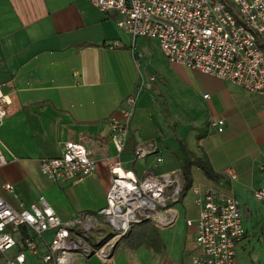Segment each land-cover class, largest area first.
<instances>
[{
	"label": "crops",
	"instance_id": "1",
	"mask_svg": "<svg viewBox=\"0 0 264 264\" xmlns=\"http://www.w3.org/2000/svg\"><path fill=\"white\" fill-rule=\"evenodd\" d=\"M115 19L86 0H0V95L11 101L0 124L6 160L0 184L13 187L4 199L17 207L43 196L62 220L104 207L111 185L108 164L116 158L107 118L137 93L122 167L138 179L144 172L176 174L183 185L184 154L206 162L213 176L192 165L191 186L173 210L177 218L184 212L185 222L196 220L192 189L198 186L210 189L216 201L233 196L245 231L235 247L236 260L242 261L252 238L260 234L258 241L264 242V203L253 198L254 191H264V96L167 62L182 116L169 107L163 112L148 106L139 99L147 81L137 39L120 30ZM212 119L223 121L222 132L210 128ZM65 142L83 144L95 161V171L76 185L53 184L40 172V161L60 157ZM147 142L154 144V153L135 160L136 146ZM186 227L196 238L194 225ZM123 240L119 244L127 257L131 249Z\"/></svg>",
	"mask_w": 264,
	"mask_h": 264
},
{
	"label": "built area",
	"instance_id": "2",
	"mask_svg": "<svg viewBox=\"0 0 264 264\" xmlns=\"http://www.w3.org/2000/svg\"><path fill=\"white\" fill-rule=\"evenodd\" d=\"M86 1L99 12L114 16L117 27L133 41L138 37L155 40L168 63L264 96V0ZM152 82L150 77L146 88ZM136 101L137 95H128L107 118L116 158L108 164L111 185L105 205L95 214L80 213L62 220L43 196L28 206L14 207L3 197L12 194L13 187L0 184L1 264H30L25 252L37 257L36 264H74L76 256H95L109 264L116 244L133 226L150 222L156 229H165L175 223L173 206L182 191L179 176L144 172L138 179L119 159ZM10 105L9 97L0 95V124L9 116ZM209 126L220 133L224 123L212 119ZM154 151L152 142L140 144L134 159ZM160 162L157 157L155 163ZM5 165L0 152V167ZM39 168L53 184L76 185L95 171V161L83 144L65 142L60 157L41 160ZM192 192L198 216L186 222L194 225L196 235L191 264H238L235 247L245 235L238 202L233 196L216 201L210 189L199 186ZM253 198L264 203V191H254ZM48 231H52L50 241L43 237ZM11 250L15 253L7 257Z\"/></svg>",
	"mask_w": 264,
	"mask_h": 264
},
{
	"label": "rangeland",
	"instance_id": "3",
	"mask_svg": "<svg viewBox=\"0 0 264 264\" xmlns=\"http://www.w3.org/2000/svg\"><path fill=\"white\" fill-rule=\"evenodd\" d=\"M137 50L143 55V59H139L140 72L145 81L149 82V78L153 76L155 83L150 84L154 87L151 91L146 89L145 85L140 87V101L148 104V106L160 107L163 112L166 109L171 110L177 116H182L180 112L181 98L178 90L174 88V82L170 75L167 74L169 68L167 61L161 54L158 44L155 40H149L143 37L137 38ZM157 72H161L158 75ZM141 81V79H140ZM137 93H135L136 95ZM173 207H179L175 204ZM178 209V208H176ZM184 212H180L179 216L172 226L165 229L156 230L157 240L150 243V248L139 246L128 251L125 257L119 243V247H115L112 259L109 264H191V257L195 249V238L190 235L187 230ZM153 226L150 222L135 226L134 231L142 228ZM46 239L51 240L52 234L45 233ZM260 234L252 238L247 244L246 250L242 251V261L237 259L238 264H264V242L258 241ZM125 244V240L122 241ZM121 247V249H120ZM97 249V248H96ZM44 249L40 250L43 253ZM15 250L9 251L6 256L11 257ZM26 260L30 264H36L37 257L28 253H24ZM4 262V256H0V264ZM74 264H104L101 259L91 256L86 259L76 256Z\"/></svg>",
	"mask_w": 264,
	"mask_h": 264
},
{
	"label": "trees",
	"instance_id": "4",
	"mask_svg": "<svg viewBox=\"0 0 264 264\" xmlns=\"http://www.w3.org/2000/svg\"><path fill=\"white\" fill-rule=\"evenodd\" d=\"M180 148L181 151H184V147L183 145L180 143ZM185 159L183 160V162L180 165V171H181V176L183 179V185H182V191H181V196L184 195V193L190 188L191 186V173H190V167L192 165L197 166L198 168H200L201 170H203L205 172V174L209 177H212L213 174L209 168V166L207 165L206 162L202 161V160H190L189 157L186 156V154H184ZM145 223V222H144ZM142 223V224H144ZM139 224V225H142ZM138 226V225H136ZM135 226L132 227L131 231L127 234V236L124 238L125 240V245L127 247H129L130 249H134L136 247L139 246H144V247H148L150 248L151 244L154 241L157 240L156 238V228H154L153 226L149 227V228H142L141 230L138 231H134Z\"/></svg>",
	"mask_w": 264,
	"mask_h": 264
}]
</instances>
